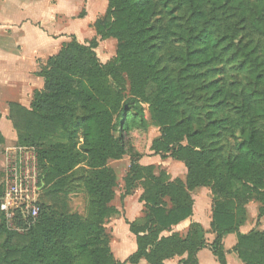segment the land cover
Instances as JSON below:
<instances>
[{
	"label": "trees",
	"instance_id": "16d2710c",
	"mask_svg": "<svg viewBox=\"0 0 264 264\" xmlns=\"http://www.w3.org/2000/svg\"><path fill=\"white\" fill-rule=\"evenodd\" d=\"M93 29L100 41H116L111 61L100 63L95 39L84 45L71 37L40 67L43 88L30 108L8 104L18 146L37 151L46 193L24 233L8 230L0 214V264H164L183 256L178 264H198L207 247L218 264L227 252L264 264V231L240 232L250 202L258 204L255 225L264 220V0H107ZM150 123L159 137L149 150L182 163L185 180L165 182L128 153L129 133ZM60 132L65 143L45 144ZM125 155L122 197L140 186L144 215L124 218L136 249L120 261L105 228L119 213L107 162ZM1 179L0 171V196ZM69 184L84 190L86 217L68 212ZM197 188L213 197L209 245L197 223L184 236L172 231L192 216ZM230 234L237 243L225 251Z\"/></svg>",
	"mask_w": 264,
	"mask_h": 264
},
{
	"label": "rangeland",
	"instance_id": "374dc122",
	"mask_svg": "<svg viewBox=\"0 0 264 264\" xmlns=\"http://www.w3.org/2000/svg\"><path fill=\"white\" fill-rule=\"evenodd\" d=\"M106 8L107 0H0V112L4 113L6 109L8 110V104L17 98L16 88L21 86L22 77L25 71L30 69V65H37L41 61L45 63L47 58L57 53L61 45L65 41L69 42L71 37H75L80 44L84 45H88L91 40L95 39L98 42L95 53L100 63L105 64L111 61L116 54V41L114 39L100 41L93 29L94 22L103 17ZM163 18L162 24H165V16ZM166 50L167 47L162 53ZM41 66L42 64L38 65L36 69L40 70ZM143 109L146 120L149 121L147 105H143ZM11 127L5 128L7 131L4 134L7 141L0 146L1 172L5 168L10 154L14 153V150L11 152V149L18 146L17 136H15V132H12ZM158 137V127L153 123H150L146 130H132L127 140L128 153L138 155L140 165L152 166L155 175L158 176L162 173L165 182L174 179L185 180L186 170L182 163L168 157L154 155L149 150L151 142ZM57 142H66L64 133L60 132L57 137L47 139L45 144L50 145ZM223 142L227 144L225 152L232 154L230 147L233 142L231 138H227ZM112 162L111 167L115 170L117 179L112 205L120 212L114 215L111 221H108L105 228L111 252L114 258L119 260L117 255L127 254L131 245L124 229L126 204L122 197L124 193L123 178L127 174L130 158L125 155L120 160ZM66 191L65 203L68 212L86 217L88 215V198L84 190L77 184H69ZM202 191L206 190L197 188L192 192V195L197 202H200L201 209H207L210 201ZM45 193L44 187L40 198L41 203L45 202ZM141 193L142 189L137 186L128 203L129 218L137 222L144 215L142 204L139 206L137 200V195H141ZM252 205H254V208L251 206L253 210L257 209V203L252 202ZM253 213L251 211V214ZM115 218L118 220L114 222ZM249 225H255L254 221ZM260 226L261 224H258L254 228L257 229ZM201 260L207 264H218L212 255L210 257L203 255ZM234 261V258L231 259L230 264H234Z\"/></svg>",
	"mask_w": 264,
	"mask_h": 264
},
{
	"label": "crops",
	"instance_id": "0c3cea01",
	"mask_svg": "<svg viewBox=\"0 0 264 264\" xmlns=\"http://www.w3.org/2000/svg\"><path fill=\"white\" fill-rule=\"evenodd\" d=\"M67 42L68 41H65L64 43H67ZM40 64H42V66H43L45 63H43V61H41V63H39L37 65L36 64H34L33 66L30 65V69L28 68L25 71V73H24V75L22 77L23 81L21 83V86L19 85V87L16 88L17 89V94H16L17 98H15L14 101H11L12 103H17V104L21 105L22 107H25L26 109L30 108V103H31L33 92L35 90H41L43 88V80H42V78H40V77H38L36 75L39 72V70H37L36 68ZM36 85H37V87H35ZM0 115H1V117H0V134L4 138V142H5V141H7L6 135L4 134L5 131H7L5 128H8L9 126L11 127V122L8 119V110L7 109H6V111L4 113L0 112ZM5 118H6V120H5ZM11 130H12L13 133L15 132L12 127H11ZM15 134H16V132H15ZM15 136H17V135H15ZM112 161L113 160H109L107 162V166L110 167L115 173V170L111 167V164L113 163ZM142 166H146V165H142ZM0 171H1V169H0ZM115 176H116V173H115ZM116 182H117V179H116ZM202 189L206 190V191H202V192H204L207 200L210 201L208 203L209 204L208 208L207 209H203L202 208L203 209L202 210L200 208V202L198 201L199 202V204H198V202L196 201V198L193 197V195L191 193V197L193 199V209H192L193 213H192V216L189 219L181 222L179 225L172 227V231L173 232H178L181 236H184L186 234L187 230H188V226L190 225V223H192V222L193 223H197L205 231V241H206V244L209 245L214 239V235L210 231V222H211V213H212L211 212V205H212L213 197H212V195H211L209 190H207L206 188H202ZM137 196H138L137 198L139 199L140 194L137 195ZM131 198H132L131 196H127L125 198V200H124L125 204H126L125 211H124V217L129 222L133 221V220H130V218H129L130 213L128 211V203H129V200ZM138 204H139V206H141V203H139V200H138ZM111 205H112V202H111ZM251 206H253V208H254V205H252V202H250L247 205V207H246L247 220H246L245 224L240 227V232L242 234H247L250 230H252L255 225H249V224L251 222H253V221H254V224H255L256 221H257V209L253 210ZM116 210H117V208H116ZM117 211L120 212L119 210H117ZM251 211H253L254 213L251 214ZM202 213H203V215H202ZM112 219H113V216L108 221H111ZM117 220L118 219L115 218L114 222L117 221ZM259 224H261V226H260V228H257V229L264 231V220L261 219L259 221ZM124 225H125L124 229H125L126 234L128 236V237L127 236L126 237L131 241V245H130V250H129V252L127 254L120 253L119 255H117V258L120 261H124L126 259V257H128L129 255L134 253L135 249H136L134 236L128 231L127 225L126 224H124ZM180 229H181V231H179ZM164 235H167V233H164ZM236 243H237V238H236V236L234 234H230V235L226 236L225 239L223 240V246H224L225 251H230L236 245ZM203 255H205L206 257H210L212 255L211 252L209 251L208 247L204 248V249H201L197 253L198 264H207L206 262L201 260ZM184 258H185V256H183L181 258L174 257L173 259L164 261V264H178V262L181 259H184ZM225 258H226V264H230V260L233 259V258L235 260L234 264H243L237 258L236 254H234L232 252H227ZM138 264H146V262L144 260H141Z\"/></svg>",
	"mask_w": 264,
	"mask_h": 264
},
{
	"label": "built area",
	"instance_id": "2783aa9c",
	"mask_svg": "<svg viewBox=\"0 0 264 264\" xmlns=\"http://www.w3.org/2000/svg\"><path fill=\"white\" fill-rule=\"evenodd\" d=\"M12 151L2 171L0 214L8 230L24 233L38 218L44 183L36 149L16 146Z\"/></svg>",
	"mask_w": 264,
	"mask_h": 264
}]
</instances>
